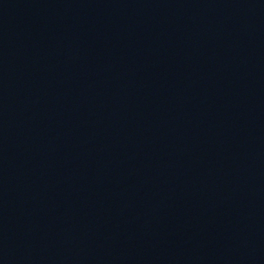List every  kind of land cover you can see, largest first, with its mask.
Listing matches in <instances>:
<instances>
[{
    "label": "water",
    "instance_id": "water-1",
    "mask_svg": "<svg viewBox=\"0 0 264 264\" xmlns=\"http://www.w3.org/2000/svg\"><path fill=\"white\" fill-rule=\"evenodd\" d=\"M0 264H264V0H0Z\"/></svg>",
    "mask_w": 264,
    "mask_h": 264
}]
</instances>
